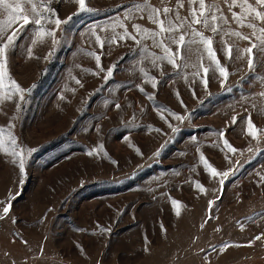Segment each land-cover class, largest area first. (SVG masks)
Instances as JSON below:
<instances>
[{"label":"rangeland","instance_id":"1","mask_svg":"<svg viewBox=\"0 0 264 264\" xmlns=\"http://www.w3.org/2000/svg\"><path fill=\"white\" fill-rule=\"evenodd\" d=\"M131 2L86 0L91 11L81 12L75 0H51L62 20L72 17L57 32L59 43L46 38L29 57L33 26L27 25L9 51L11 77L32 91L23 102H0L6 142L11 131L25 154L22 175L15 158L0 152V264H264V238L255 239L264 234V140L257 144L245 131L249 115L264 129V81L257 78L264 76V58L250 72L246 59L227 60L214 37L230 76L222 85L210 71L207 88L192 68L178 74L166 62L162 71L149 61L138 64V46L113 44L112 29L104 30ZM189 7L185 0L181 14ZM134 22L154 27L146 18ZM248 46L239 41L241 49ZM89 52L100 55L104 71ZM141 66L157 77L156 88L145 83ZM171 113L188 119L178 122ZM222 131L237 153L223 147ZM101 146L99 155H87ZM201 152L217 170L235 169L224 185L204 169ZM173 199L181 202L180 215Z\"/></svg>","mask_w":264,"mask_h":264},{"label":"snow or ice","instance_id":"2","mask_svg":"<svg viewBox=\"0 0 264 264\" xmlns=\"http://www.w3.org/2000/svg\"><path fill=\"white\" fill-rule=\"evenodd\" d=\"M79 10L91 11L88 8L86 0H75ZM162 6H154L150 0H132L130 5L126 8L123 18L118 19L111 25L105 26L104 30L112 29V37L110 42L118 44L121 41H133L139 48L141 53L138 64L143 61H149L153 68L162 71L163 64L166 62L177 70L179 74L180 69H194L191 73L193 77H200L203 85L207 88L208 74L213 72L221 77V84L227 82L230 72L224 66L217 55L214 48V37L219 36L221 43V51L227 60H245L247 68L250 72H255L261 58H264V0H187L189 7L188 15H182L181 10L185 7V0H175V6H168L167 0H161ZM221 3L227 6L230 12V17L224 13ZM51 0H0V16L5 18L0 19V102L4 100H13L18 98L20 102L25 100V93L31 92L32 88L24 89L14 78L11 77L8 68L9 51L16 47V41L19 39L25 26H33V35L31 39V46L27 48L29 57L32 56L33 47L38 43H43L46 38H51L53 46L59 43L57 39V32L61 26L67 24L71 20V16L62 20L56 11L50 7ZM239 11H235V9ZM147 19L154 27L149 28L140 23H135L137 19ZM126 21L133 22L132 28L134 31H129ZM237 27L233 28L232 24ZM52 24L54 28H48L47 25ZM18 25V26H17ZM122 29V32H116V29ZM250 29L249 33H245L240 29ZM211 32L212 35H206L205 32ZM96 42L100 48L103 49L105 41L96 34L95 29L92 30ZM232 41L231 43L229 41ZM151 42L149 45L148 42ZM239 41H247L248 47L240 48ZM235 48L237 55L233 56V49ZM152 49H159L160 54ZM52 53H49L51 55ZM88 55L93 56L100 67V55L89 52ZM192 56L196 57L192 61ZM208 63H204V59ZM113 68L107 70L104 77L105 80L113 75ZM139 72L145 77V83H151L153 88L159 84L157 77L149 74V71L141 66ZM99 75V73H93ZM264 81V76L257 77ZM184 79H187V73H184ZM77 84H81L76 80ZM82 86V85H81ZM33 88L35 85L32 86ZM144 91L143 88L140 89ZM178 95V93H177ZM264 96V92L259 93ZM149 96V99H152ZM61 99H64L61 96ZM183 103V101H181ZM120 108L119 104L115 105ZM252 107H256L253 103ZM17 111H20V103H17ZM163 111L161 110V118L164 119ZM264 111V109H261ZM174 119L178 122H183L188 117L176 113H171ZM166 122H168L166 120ZM233 124L236 123V118L233 117ZM246 134L251 137L253 141L259 144L264 140V129L259 128L252 120L251 115L246 119ZM14 127V125L10 126ZM169 128L173 133L179 132V126H173L169 123ZM156 131H160L156 129ZM4 128L0 127V152L10 155L13 163L19 166L20 172L25 173V154L24 149H18L17 138L8 132L7 142L4 137ZM225 132H220L219 136L222 138L223 147L230 153H237L236 149L225 137ZM103 147L93 149L87 153L89 156L99 155ZM34 149H29L30 155ZM199 151V149H198ZM249 151L254 153V149L249 148ZM159 155V152L155 153ZM200 163L204 169L210 174L212 178H218L219 184L222 186L230 173H234L235 169L226 171L217 170L201 152L199 156ZM231 162V161H229ZM237 163H239L237 161ZM259 175V174H258ZM22 182V181H21ZM264 183V177L261 178ZM195 187L201 192L205 193V187L199 183H195ZM172 206L176 209V214L180 215L181 202L173 199ZM210 203H214L211 201ZM11 209V203L3 208L5 216ZM4 217H0L3 219ZM102 232L110 231L108 228L101 229ZM264 238V234L255 237L256 240ZM27 243V241H25ZM251 246V245H249Z\"/></svg>","mask_w":264,"mask_h":264}]
</instances>
